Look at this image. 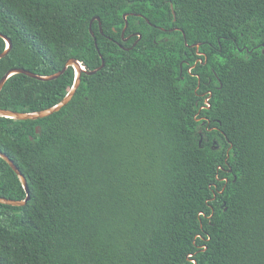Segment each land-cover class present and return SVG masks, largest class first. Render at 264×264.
<instances>
[{
    "label": "trees",
    "instance_id": "16d2710c",
    "mask_svg": "<svg viewBox=\"0 0 264 264\" xmlns=\"http://www.w3.org/2000/svg\"><path fill=\"white\" fill-rule=\"evenodd\" d=\"M0 33V82L106 61L61 112L0 118L31 194L0 204V264H264V0H0ZM75 78L15 75L0 109L52 108ZM0 196L27 198L1 157Z\"/></svg>",
    "mask_w": 264,
    "mask_h": 264
},
{
    "label": "water",
    "instance_id": "95a60500",
    "mask_svg": "<svg viewBox=\"0 0 264 264\" xmlns=\"http://www.w3.org/2000/svg\"><path fill=\"white\" fill-rule=\"evenodd\" d=\"M129 15L130 14H126L124 16V20L126 22V28L124 29V31L122 33L123 40L126 42L130 39V37L128 39L125 38L127 28L129 27V22H128ZM174 15H175V12H174ZM137 16H139V15H137ZM175 21H176V18H175ZM95 22H99L100 26H101V18L96 17L91 22V28ZM174 30H179V29H172V31H174ZM101 31H102V29H101ZM91 33L95 38L96 47L98 48L97 39H96L92 29H91ZM183 34L186 37L185 33H183ZM137 36L139 39L135 42L133 48L143 38V36L140 33L137 34ZM0 37L4 38L7 42V49L5 50L4 53L0 54V60H1L10 54L13 45H12V41L9 38L2 35L1 33H0ZM186 45L188 47H191V48L196 47L197 51H199V49L201 48V44L189 46L187 41H186ZM120 47L123 50H127V51L129 50V49L125 48L123 45H120ZM101 58H102V66L100 68H98L97 70H94V71H88L82 65V63L76 59L69 60L68 63L66 64L65 68L61 72L54 74V75H49V76L40 75V74L31 72L29 70L22 69V68H16V69L10 70L0 82V93L4 89L8 80L11 77H13L15 75H19V74L25 75L27 77H30L32 79H35V80H38L41 82H50V81H54V80L59 79L60 77H62L67 72V70L69 68H73L75 70V73H76V78H75L74 86L72 87V89L70 90L68 95L58 105H56L52 108L46 109V110H42V111H38V112H29V113H21V112H14L11 110L0 109V118H7V119L16 120V121H29V120L37 121L40 119L51 117L54 114L61 112L62 109L67 107L71 103V101L74 99V97L76 96V94H77V92L81 86L83 75L84 74H86L88 76L96 75L98 72L102 71L106 67V61L102 55H101ZM37 132L39 133V129L37 130ZM0 157L5 162H7L10 165V167L14 170V172L19 177L25 191L27 192V198L25 200H13V199H8V198L0 196V204L7 205V206H13V207H24V206H26L29 203V201L31 200L30 189H29L28 181H27L26 177L23 175V173L20 171L18 166L14 163V161H12L9 158V156L7 154L0 151Z\"/></svg>",
    "mask_w": 264,
    "mask_h": 264
},
{
    "label": "flooded vegetation",
    "instance_id": "af4514ba",
    "mask_svg": "<svg viewBox=\"0 0 264 264\" xmlns=\"http://www.w3.org/2000/svg\"><path fill=\"white\" fill-rule=\"evenodd\" d=\"M170 31H172V30H170ZM137 34H139V33L132 34L130 36V39L127 42L124 41V40H123V42L124 43H128L131 40V38H134V37L138 38ZM166 40L168 41V38ZM117 44L120 45L119 42H117ZM127 49H129L128 51H130V48H127ZM125 51H127V50H125ZM197 55H198V58L196 60V63H195L194 66L191 67V70L190 71H192V69H194L197 66V64H199V63L200 64H205L207 62V61L206 62L203 61V58L207 59L206 53L197 51ZM212 96H213V91L212 90H207L206 92H204L203 94L200 95V97L201 98L203 97V98L202 99H199L196 102V104L197 105H200L202 102H203V104L201 105L202 106L200 108L201 110L199 111V113L196 114V116L197 115L199 116L202 110L210 109V107H211L210 100H211ZM198 118L203 119V120H206L207 119L206 116H199Z\"/></svg>",
    "mask_w": 264,
    "mask_h": 264
}]
</instances>
